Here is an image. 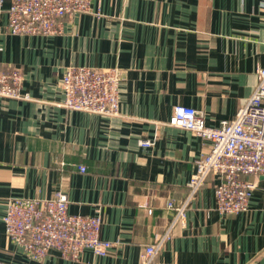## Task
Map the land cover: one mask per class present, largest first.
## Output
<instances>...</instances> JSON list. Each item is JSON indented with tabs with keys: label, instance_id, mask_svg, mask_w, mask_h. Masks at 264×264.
<instances>
[{
	"label": "crops",
	"instance_id": "0c3cea01",
	"mask_svg": "<svg viewBox=\"0 0 264 264\" xmlns=\"http://www.w3.org/2000/svg\"><path fill=\"white\" fill-rule=\"evenodd\" d=\"M10 4L0 0V69L22 71L31 100L0 98V264H141L175 219L169 202L185 203L211 150L168 124L174 108L204 111L212 128L234 119L264 66V0H92L93 13L56 36L8 33ZM71 66L127 72L119 115L61 106ZM216 181L211 175L188 206L159 264H264V177L248 210L229 216L216 208ZM58 190L71 214L100 209L101 239L114 243L108 255L86 250L73 260L52 250L37 261L8 237V199Z\"/></svg>",
	"mask_w": 264,
	"mask_h": 264
},
{
	"label": "built area",
	"instance_id": "2783aa9c",
	"mask_svg": "<svg viewBox=\"0 0 264 264\" xmlns=\"http://www.w3.org/2000/svg\"><path fill=\"white\" fill-rule=\"evenodd\" d=\"M8 13L11 35L56 36L78 16L92 14L93 8L92 0H11ZM126 74L119 67H68L61 80L64 95L61 106L69 111L115 117L119 115ZM258 79L252 95L234 119L223 121L219 127L207 126L202 110L183 105L174 108L168 124L210 141L211 150L197 161L185 203L177 206L169 202V208L175 210V219L164 235L145 247L141 264H159L158 256L172 238L175 225L184 223L188 206L211 175L217 179L216 208L221 215H238L248 210L257 179L264 177V66ZM23 82L24 75L19 69H0V98L31 100L29 94L22 92ZM141 144L149 147L153 142L145 140ZM79 170L84 173L86 167L80 165ZM69 204L63 190L49 198L8 199L6 233L37 261L45 259L52 250L73 260H79L86 250L97 256L108 255L114 243L101 239L100 209L91 216L71 214Z\"/></svg>",
	"mask_w": 264,
	"mask_h": 264
}]
</instances>
